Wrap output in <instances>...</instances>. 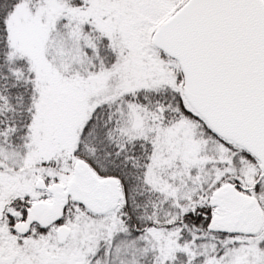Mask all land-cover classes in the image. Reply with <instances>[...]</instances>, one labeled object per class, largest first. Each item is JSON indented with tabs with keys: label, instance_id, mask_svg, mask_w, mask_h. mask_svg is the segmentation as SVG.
I'll return each mask as SVG.
<instances>
[{
	"label": "snow or ice",
	"instance_id": "1",
	"mask_svg": "<svg viewBox=\"0 0 264 264\" xmlns=\"http://www.w3.org/2000/svg\"><path fill=\"white\" fill-rule=\"evenodd\" d=\"M0 264H264V0H0Z\"/></svg>",
	"mask_w": 264,
	"mask_h": 264
}]
</instances>
